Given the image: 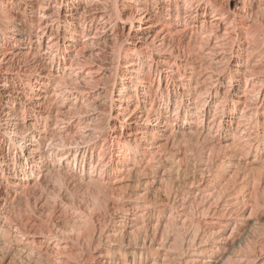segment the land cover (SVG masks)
I'll use <instances>...</instances> for the list:
<instances>
[{"label":"bare ground","instance_id":"1","mask_svg":"<svg viewBox=\"0 0 264 264\" xmlns=\"http://www.w3.org/2000/svg\"><path fill=\"white\" fill-rule=\"evenodd\" d=\"M263 171L264 0H0V264H264ZM57 176L103 209L66 257L36 230Z\"/></svg>","mask_w":264,"mask_h":264},{"label":"rangeland","instance_id":"2","mask_svg":"<svg viewBox=\"0 0 264 264\" xmlns=\"http://www.w3.org/2000/svg\"><path fill=\"white\" fill-rule=\"evenodd\" d=\"M52 128H54V126L52 127ZM55 132H57L56 130H55ZM56 135H57V138L59 137L58 136V133L57 134H54L53 135V137L51 138V141L53 142V144H54V142L55 141H58V139L62 142V143H64L63 145H68L69 143H73V138H71L72 139V141L70 140V139H68L67 140V138L66 139H64V138H56ZM55 136V137H54ZM97 136V135H96ZM54 138V139H53ZM68 141V143H67V141ZM69 140H70V142H69ZM59 142V141H58ZM58 142L56 143L55 142V144H58ZM77 143H82L83 141H79V140H77L76 141ZM62 143H60V144H62ZM84 143V142H83ZM60 144H58L57 146H58V148L60 147V146H62V145H60ZM201 152V153H200ZM192 154V155H191ZM191 154H189L190 156H191V159L189 160V162H188V166H187V173L185 172V177H187V178H190V177H192L194 174L197 176L198 175V169L197 168H199L200 166H201V164H202V169H204V163L206 162V160L205 159H207V157H208V153L206 152V151H202L201 150V148L199 147V157L197 156V152L196 153H191ZM202 154V155H201ZM163 156H164V154H163ZM193 156V157H192ZM219 156L221 157L222 156V154L220 153L219 154ZM204 159V160H203ZM196 160H197V162H196ZM205 161V162H204ZM202 162H204V163H202ZM96 163V164H95ZM95 165V166H94ZM193 165V166H192ZM198 166V167H197ZM92 167H96V169H99V165H98V163H97V161H96V159H95V162L94 161H92ZM236 167L239 169L238 171H237V173H236V176H233L231 173H233V171L236 169ZM201 168V167H200ZM192 169V170H191ZM196 169V170H195ZM230 170V171H229ZM225 172L223 173V175L221 176V179H222V183H225V182H227L228 181V183H227V185H228V188L229 189H232V188H234L236 185L238 186V185H240V182H241V180H242V176H244V175H247L248 177H255L257 174H260L261 173V171H258L257 169L255 170V169H252V170H248V171H245L244 172V169H242L240 166H237V165H231L230 166V168H227V169H225L224 170ZM232 171V172H231ZM251 171V172H250ZM256 171V172H255ZM227 172H229V173H227ZM231 172V173H230ZM243 172V173H242ZM264 172V171H263ZM189 173H190V175H189ZM240 173H242V174H240ZM167 174H172L171 176H173V179H175V177H176V174H175V172H174V170L172 171V172H168V173H166V175ZM175 174V175H174ZM224 174H225V176H224ZM244 174V175H243ZM255 174V175H254ZM240 175V176H239ZM226 176H227V178H226ZM177 177H181V176H177ZM56 179V183H55V179ZM50 177V178H46V180H44V181H42V182H40V187H38V188H36V189H34V191H33V195H36V196H34L35 198H37L38 200H37V207L39 208L38 209V214H40V215H38L39 217H38V221L36 222V226H38L37 228H36V230L37 229H39L38 230V232H39V235H40V232H49V233H51V232H53L55 235H56V237L57 238H60L63 242H65L64 244H63V247H65L64 248V250H61L62 251V253H63V255H65V253L64 252H67L68 250H70V248L72 247V245H74L75 243H74V241H72L71 240V238H70V235H71V237L73 236V234H75L74 232V230H73V227H72V225L74 226L76 223H77V225H78V223H80V222H73L72 221V213H80V214H82L83 216L84 215H91V217H96L97 215H101L100 213H102V211H103V209H101L102 208V206H100V205H96V208H95V204H93V200L91 199V197H88V193H86V192H84V190L83 189H80V188H82L81 186H79V184L78 183H74V182H72L73 184H71V181H69L68 182V185L67 186H63L62 185V183H61V178L60 177ZM59 179V180H58ZM165 180L163 181V183H164V185H162L161 186V189H160V191H162V192H160L159 194H158V198H156L155 199V201L154 202H156V204H158V205H166L167 203L165 202V192H166V190H165V184H166V182H167V179H166V177L164 178ZM224 179H226L225 181H224ZM240 179V180H239ZM178 181H179V178L177 179ZM181 180V179H180ZM46 182V185L44 184ZM53 182V183H52ZM162 183V184H163ZM43 184H44V186H43ZM51 184V185H50ZM71 184V185H70ZM76 184V185H75ZM77 184H78V186H77ZM54 185V186H53ZM70 185V186H69ZM73 186H77L76 188L74 187L73 189H72V187ZM43 189H42V188ZM68 187V188H67ZM70 187V188H69ZM163 187V188H162ZM43 190V192H42V190ZM57 188V189H56ZM61 188V189H60ZM58 189H60V190H58ZM69 189H72L71 191L69 190ZM74 189H76V190H74ZM163 189V190H162ZM38 192H40L41 194H43L42 196H41V194L40 193H38ZM41 190V191H40ZM46 190V191H45ZM64 190V191H63ZM67 192H66V191ZM83 190V192H80V191H82ZM36 191V192H35ZM35 192V193H34ZM49 192V193H48ZM63 192V193H62ZM164 192V193H163ZM38 193V194H37ZM62 193V194H61ZM82 193V194H81ZM163 193V194H162ZM65 196H64V195ZM67 194V195H66ZM161 194V195H160ZM48 195H50V196H48ZM87 195V196H86ZM124 195H125V197H124ZM131 194H128L127 193V191L126 192H123V193H121V195L120 196H117V197H114V198H111V199H113L117 204H118V206L119 205H122L124 202L126 203V202H128V200H130L129 201V203L130 204H132V202H135L136 201V199H134L133 197H131L130 196ZM163 195V196H162ZM38 196V197H37ZM55 196V197H54ZM59 196V197H58ZM70 196V197H69ZM123 196V197H122ZM162 196V197H161ZM47 197V198H46ZM57 197V198H56ZM62 197V198H61ZM65 197V198H64ZM69 197V198H68ZM85 197V198H84ZM130 197H131V199H130ZM163 198V199H159V198ZM118 198V199H117ZM124 198V199H123ZM129 198V199H128ZM64 199V200H63ZM69 199V200H68ZM91 199V203L88 201V200H90ZM134 201H133V200ZM40 200V201H39ZM44 200V201H43ZM49 200V201H48ZM50 200H52V202L50 201ZM113 200H111V201H113ZM160 200V201H159ZM46 201H47V204H48V202H49V204H51L50 205V208H49V205H47L46 204ZM63 201V202H62ZM158 201V202H157ZM39 202H41V203H39ZM55 202V203H54ZM66 202V203H65ZM70 202H72V203H70ZM86 202H87V204H86ZM120 202V203H119ZM121 202H122V204H121ZM23 203L24 202H21L20 203V207H21V205H22V207L21 208H23V206H24V208H23V210H26L25 209V204L23 205ZM54 203V204H53ZM59 203V204H58ZM69 203V204H68ZM76 203V205L77 206H75L74 204ZM80 205H79V204ZM88 203H90L89 205H88ZM67 204V205H66ZM53 205H55V206H53ZM62 205V206H61ZM71 205V206H70ZM84 205V206H83ZM91 205V206H90ZM40 206V207H39ZM44 206V208L42 209V207ZM83 207V208H81V207ZM91 207V208H89V207ZM56 207V208H55ZM57 207H59V208H57ZM65 207V208H64ZM73 207V208H72ZM99 207V208H98ZM41 208V209H40ZM85 208H87V209H85ZM95 208V209H94ZM48 209V210H47ZM69 209V210H68ZM72 209V210H71ZM61 210H64L63 212H60ZM77 210V211H76ZM82 210H86L85 212H83ZM102 210V211H101ZM116 210V211H115ZM115 210H111L110 211V213L109 214H111L110 216L112 217V216H114V215H116V214H120L121 213V208L120 207H118V208H115ZM43 211V212H42ZM54 211V212H53ZM94 211V212H93ZM97 211V212H96ZM40 212V213H39ZM59 212V213H58ZM89 212H91V213H89ZM100 212V213H99ZM117 212V213H116ZM64 213H67L66 215L64 214ZM71 213V214H70ZM94 213L96 214V216L94 215ZM97 213H99V214H97ZM56 214V215H55ZM167 214V213H166ZM166 214H165V216H166ZM55 215V216H54ZM69 217H68V216ZM94 215V216H93ZM42 216V217H41ZM52 216H54V217H52ZM58 216V217H57ZM65 216V217H64ZM167 216H168V214H167ZM41 217V218H40ZM56 217V218H55ZM59 217H61V218H59ZM69 218V219H68ZM71 218V219H70ZM64 219V220H63ZM66 219V220H65ZM47 220H48V223H47ZM51 220V221H50ZM67 220H68V222H67ZM54 221V222H53ZM71 221V222H70ZM73 222V223H72ZM42 223V224H41ZM67 223V224H66ZM107 223L106 222H102L101 223V225H106ZM42 225H44L43 226V228H42V226H41V228H40V226ZM68 225V226H67ZM80 225V224H79ZM78 225V226H79ZM83 225V224H82ZM82 225H80V226H82ZM35 226V227H36ZM50 227V229H49V227ZM70 226V227H69ZM76 226V225H75ZM74 226V227H75ZM108 226V225H107ZM46 227H47V229L49 230H47L46 229ZM65 227V228H64ZM68 227V228H67ZM84 227V228H83ZM87 228V226L84 224L81 228H82V230L84 229H86ZM45 228V229H44ZM43 229V230H42ZM186 229H189V228H186ZM50 230H52V231H50ZM70 230V231H69ZM73 231V232H72ZM251 231H253V230H251V228H246V234H244L243 235V237L241 238V243H240V247H241V249L243 250V249H245V247L244 246H246L248 243H249V241H255V236L257 237L258 235L257 234H254V237L253 238H250V233H251ZM37 232V231H36ZM37 232V233H38ZM55 232H59L58 233V236H57V233H55ZM53 233H51V234H53ZM69 234V235H68ZM60 235V236H59ZM63 236H64V238H63ZM68 236V237H67ZM67 237V238H66ZM66 238V239H65ZM69 241V242H68ZM64 245H66V246H68L67 248H69L68 250H66L67 248H66V246H64ZM66 250V251H65ZM57 254H58V252H57ZM66 256H68L67 254L65 255V257Z\"/></svg>","mask_w":264,"mask_h":264}]
</instances>
